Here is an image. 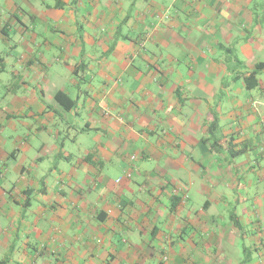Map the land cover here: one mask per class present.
<instances>
[{"label":"crops","instance_id":"obj_1","mask_svg":"<svg viewBox=\"0 0 264 264\" xmlns=\"http://www.w3.org/2000/svg\"><path fill=\"white\" fill-rule=\"evenodd\" d=\"M229 247L264 264V0H0V264Z\"/></svg>","mask_w":264,"mask_h":264},{"label":"rangeland","instance_id":"obj_2","mask_svg":"<svg viewBox=\"0 0 264 264\" xmlns=\"http://www.w3.org/2000/svg\"><path fill=\"white\" fill-rule=\"evenodd\" d=\"M231 259H236L235 261L233 260L234 264H239V262H241L242 264L245 263V255L240 252H237L234 247L232 249L229 247V260Z\"/></svg>","mask_w":264,"mask_h":264},{"label":"trees","instance_id":"obj_3","mask_svg":"<svg viewBox=\"0 0 264 264\" xmlns=\"http://www.w3.org/2000/svg\"><path fill=\"white\" fill-rule=\"evenodd\" d=\"M256 72H253V73H251L252 75H253V77H255L254 76V74H255ZM250 76H246V78L248 79ZM255 79V82H256V78H254ZM256 84V83H255ZM248 85V84H247ZM249 86V85H248ZM253 86H255V85H253ZM63 97V98H62ZM57 99H59V100H61V101H63L64 102V99H68V101L70 102V104H69V106L70 105H72V104H74V100L73 99H71L70 97H67V96H64V95H62L61 93H59V94H57ZM63 99V100H62Z\"/></svg>","mask_w":264,"mask_h":264},{"label":"built area","instance_id":"obj_4","mask_svg":"<svg viewBox=\"0 0 264 264\" xmlns=\"http://www.w3.org/2000/svg\"><path fill=\"white\" fill-rule=\"evenodd\" d=\"M118 181H120V179Z\"/></svg>","mask_w":264,"mask_h":264}]
</instances>
